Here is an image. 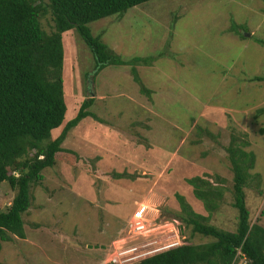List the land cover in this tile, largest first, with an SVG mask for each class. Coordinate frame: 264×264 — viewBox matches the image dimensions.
Segmentation results:
<instances>
[{
  "label": "rangeland",
  "instance_id": "374dc122",
  "mask_svg": "<svg viewBox=\"0 0 264 264\" xmlns=\"http://www.w3.org/2000/svg\"><path fill=\"white\" fill-rule=\"evenodd\" d=\"M231 19L244 38L228 29ZM40 20L52 30L49 14ZM88 26L124 60L158 58L138 66L153 93L139 92L128 65H110L93 76L94 58L76 29L63 34L66 120L89 96L98 119L85 117L69 131L62 146L77 158L63 154L43 170L23 215L25 237L0 241V264H116L110 258L132 246L137 250L131 254L145 253L126 262L136 264L168 244L210 241L190 237L191 226L172 214L179 211L176 194L208 214L187 178L217 174L231 187L225 151L231 126L255 153L252 173L262 181H248L245 203L251 223L264 226V115L255 118L264 107V80L250 81L264 77V45L256 41L264 40V0H149ZM14 194L8 182L0 183L1 210ZM224 194L208 222L234 231L237 209ZM142 206L148 229L132 234L128 222Z\"/></svg>",
  "mask_w": 264,
  "mask_h": 264
},
{
  "label": "trees",
  "instance_id": "16d2710c",
  "mask_svg": "<svg viewBox=\"0 0 264 264\" xmlns=\"http://www.w3.org/2000/svg\"><path fill=\"white\" fill-rule=\"evenodd\" d=\"M147 1L0 0V183L8 182L15 191L6 210L0 209V241H11V235L25 237L23 215L32 205V188L42 181L43 170L53 167L63 154L77 158L74 151L62 146L65 138L85 117L98 119L90 111L94 98L89 96L81 101L75 115L66 120L63 34L76 29L94 58L93 76L110 65H128L139 92L149 98L153 91L144 85L138 66H151L158 58L136 56L124 60L102 40V32L93 35L88 26L114 14L122 17L129 8ZM46 14L53 22L51 31H46L41 24L40 19ZM174 22L173 19L171 28ZM235 26L231 19L228 29L238 34ZM256 41L264 45L263 39L256 38ZM159 54L162 56V52ZM254 80H264V77L250 79ZM255 112V118L264 115V107ZM230 128L225 151L232 171L231 187L217 174L187 178L194 197L201 201L208 214L196 212L180 194H176L179 211L172 214L184 225L191 226L190 237L199 234L211 240L200 244L186 240L136 264H264V226L258 221L251 223L244 191L248 181L262 180L259 173H252L255 153L247 149L249 141L235 133L233 126ZM54 130H59L55 137ZM199 131V135L204 132L216 138L207 129ZM259 132L264 134V126ZM225 190L231 194V206L237 209L234 231L208 222L209 216L225 202Z\"/></svg>",
  "mask_w": 264,
  "mask_h": 264
},
{
  "label": "built area",
  "instance_id": "2783aa9c",
  "mask_svg": "<svg viewBox=\"0 0 264 264\" xmlns=\"http://www.w3.org/2000/svg\"><path fill=\"white\" fill-rule=\"evenodd\" d=\"M148 215V211L147 208L142 206L141 208L136 209V211L133 212L129 222H128V231L131 232L132 234H142L143 232H145L148 228V222L146 219V216ZM180 245L178 243H172V244H168L164 247H160L159 249L154 250L155 252L152 253L155 254L157 252L169 249L171 247ZM137 247L136 246H132L128 249H124V250H120L118 251V253L116 255H114L113 257H111V262L113 263H120V264H128L126 263L127 261H131L135 258H138L140 255L143 256L145 253L141 254V253H136V254H131L132 252L136 251ZM127 254H130L129 256H126ZM241 254L240 249L237 250L236 255L239 256ZM150 256V255H149ZM147 257V256H146ZM145 258V257H143ZM243 261L245 260L244 257H242Z\"/></svg>",
  "mask_w": 264,
  "mask_h": 264
},
{
  "label": "water",
  "instance_id": "95a60500",
  "mask_svg": "<svg viewBox=\"0 0 264 264\" xmlns=\"http://www.w3.org/2000/svg\"><path fill=\"white\" fill-rule=\"evenodd\" d=\"M246 35H249L248 33Z\"/></svg>",
  "mask_w": 264,
  "mask_h": 264
}]
</instances>
